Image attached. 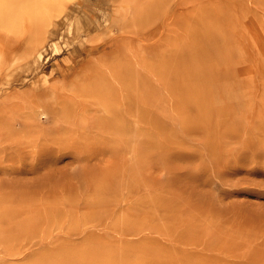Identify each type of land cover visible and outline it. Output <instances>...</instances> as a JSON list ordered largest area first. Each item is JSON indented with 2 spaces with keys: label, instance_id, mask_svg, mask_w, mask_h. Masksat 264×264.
Masks as SVG:
<instances>
[{
  "label": "rangeland",
  "instance_id": "obj_1",
  "mask_svg": "<svg viewBox=\"0 0 264 264\" xmlns=\"http://www.w3.org/2000/svg\"><path fill=\"white\" fill-rule=\"evenodd\" d=\"M30 16L0 19V264H264V0Z\"/></svg>",
  "mask_w": 264,
  "mask_h": 264
},
{
  "label": "bare ground",
  "instance_id": "obj_2",
  "mask_svg": "<svg viewBox=\"0 0 264 264\" xmlns=\"http://www.w3.org/2000/svg\"><path fill=\"white\" fill-rule=\"evenodd\" d=\"M52 2L53 0H0V19L3 16L12 18V16H15L17 12L23 11L25 14L31 15L30 17H33L35 20H37L41 18L40 15L44 13L45 8H47ZM35 35L36 34H34L31 40L29 52L34 50L35 44L37 42Z\"/></svg>",
  "mask_w": 264,
  "mask_h": 264
}]
</instances>
